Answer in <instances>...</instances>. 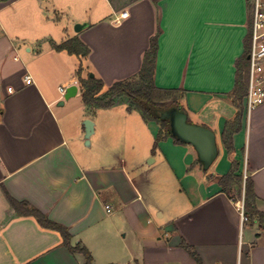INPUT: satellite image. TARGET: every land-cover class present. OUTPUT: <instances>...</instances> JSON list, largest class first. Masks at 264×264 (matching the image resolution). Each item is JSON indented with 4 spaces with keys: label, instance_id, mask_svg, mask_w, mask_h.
Segmentation results:
<instances>
[{
    "label": "crops",
    "instance_id": "obj_1",
    "mask_svg": "<svg viewBox=\"0 0 264 264\" xmlns=\"http://www.w3.org/2000/svg\"><path fill=\"white\" fill-rule=\"evenodd\" d=\"M250 23L249 0H0V264H86L10 197L68 227L92 264H197L183 241L203 264H264V226L242 224L240 191L219 182L236 161L264 213V103L248 115L243 99L233 149L222 140L238 111L233 90ZM77 24L86 26L77 32ZM158 27L155 83L179 89L189 122L220 137L222 157L218 148L209 168L190 143L158 141L160 124L128 103L86 104L80 58L56 49L78 36L90 48L85 63L110 86L139 71ZM72 84L78 91L65 99L60 87Z\"/></svg>",
    "mask_w": 264,
    "mask_h": 264
},
{
    "label": "trees",
    "instance_id": "obj_2",
    "mask_svg": "<svg viewBox=\"0 0 264 264\" xmlns=\"http://www.w3.org/2000/svg\"><path fill=\"white\" fill-rule=\"evenodd\" d=\"M160 34L161 28L158 27L156 33L150 39L149 48L143 55V62L139 71L131 77L115 81L110 86H106L100 77L90 75L92 70L85 63V59H87L90 53V48L78 36L68 38L56 45L57 50L67 51L69 54H75L80 58L76 75L81 88L83 101L86 104L101 108L119 103H128L129 108L138 110L146 121H156L160 124L161 129L157 136L158 141L173 135L169 119L163 118L162 115L168 109L173 107L179 108L181 98L179 89H163L155 83L156 58L159 49L158 40ZM248 48L249 39L247 38L245 52L237 61L236 80L233 90V101L238 111L235 117L226 123L222 132L223 143L229 151L233 149L234 134L242 127L243 99L247 92L248 84ZM156 109H160L161 111L158 113ZM175 140L177 142H183L177 137H175ZM236 170L237 162L233 161L231 170L221 176L219 182L226 192H229L232 187L236 186L240 191V196L244 195L245 210L249 217V222L258 221L260 225L264 226V213L256 205L257 195L255 193L254 181L250 177L244 180L241 174L236 173ZM242 192L243 194L241 195ZM9 199L19 215L34 216L41 226L58 231L61 234L63 245L70 252L83 253L86 257V264H92L90 251L80 244H72V235L68 227L49 219L45 213L26 201H18L12 197ZM237 200L235 198V201ZM182 246L195 259L197 264H203L201 257L194 247L184 241L182 242ZM26 264L30 263L28 262Z\"/></svg>",
    "mask_w": 264,
    "mask_h": 264
},
{
    "label": "built area",
    "instance_id": "obj_3",
    "mask_svg": "<svg viewBox=\"0 0 264 264\" xmlns=\"http://www.w3.org/2000/svg\"><path fill=\"white\" fill-rule=\"evenodd\" d=\"M250 4V30L248 34V84L247 92L244 96V110L250 114L257 106L264 103V0H249ZM129 12L123 11L114 18L116 24H120L123 19L128 17ZM25 79L32 80V76L27 74ZM67 87H60L62 95L65 94ZM249 177L247 172L243 173V179ZM242 224L249 221L245 210L244 195L236 201ZM110 211V206L107 205ZM128 264V263H125Z\"/></svg>",
    "mask_w": 264,
    "mask_h": 264
},
{
    "label": "water",
    "instance_id": "obj_4",
    "mask_svg": "<svg viewBox=\"0 0 264 264\" xmlns=\"http://www.w3.org/2000/svg\"><path fill=\"white\" fill-rule=\"evenodd\" d=\"M85 26L84 24H77L75 30L79 32ZM90 75L94 76V73L91 72ZM77 91L78 85H70L66 89L64 98L68 99L74 96ZM162 117L169 119L173 136L185 143L193 145L198 152L200 160L204 163V167L209 168L218 155L214 131L206 126L189 122L186 112L180 108L167 111L163 113ZM84 125L86 129L85 138L87 139V143H89V138L94 132V122L91 119H86Z\"/></svg>",
    "mask_w": 264,
    "mask_h": 264
},
{
    "label": "rangeland",
    "instance_id": "obj_5",
    "mask_svg": "<svg viewBox=\"0 0 264 264\" xmlns=\"http://www.w3.org/2000/svg\"><path fill=\"white\" fill-rule=\"evenodd\" d=\"M170 98H171V96H170ZM177 107H173V108H171V109H168V110H166V111H164L163 113H165V112H167V111H170V110H172V109H176ZM156 111L159 113L161 110L160 109H156ZM216 142H217V145H218V148L221 150V154H220V156H219V160H220V158L222 157V143H221V140H220V137L219 136H217L216 137Z\"/></svg>",
    "mask_w": 264,
    "mask_h": 264
}]
</instances>
